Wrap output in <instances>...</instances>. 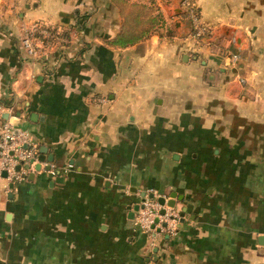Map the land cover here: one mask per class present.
<instances>
[{
  "label": "crops",
  "instance_id": "0c3cea01",
  "mask_svg": "<svg viewBox=\"0 0 264 264\" xmlns=\"http://www.w3.org/2000/svg\"><path fill=\"white\" fill-rule=\"evenodd\" d=\"M131 1L164 24L118 46L111 0H0L4 113L43 157L0 171V264H264V0H194L199 38L180 0ZM34 21L65 40L29 56ZM142 192L176 233L139 228Z\"/></svg>",
  "mask_w": 264,
  "mask_h": 264
},
{
  "label": "built area",
  "instance_id": "2783aa9c",
  "mask_svg": "<svg viewBox=\"0 0 264 264\" xmlns=\"http://www.w3.org/2000/svg\"><path fill=\"white\" fill-rule=\"evenodd\" d=\"M180 5L190 19L194 36H206L207 28L200 22L194 0H180ZM62 40H65L62 29L47 22L34 21L23 28L20 44L29 56L38 57L54 42ZM5 111L10 114L11 108L0 104V171L4 170L10 179H18L26 173L21 164L28 162L33 168L34 162L38 160V145L30 138L28 129L15 128L10 118L4 117ZM158 196L161 195L150 196L145 192L135 216V223L152 240L161 233H176L181 218L177 207L166 200L161 203Z\"/></svg>",
  "mask_w": 264,
  "mask_h": 264
},
{
  "label": "trees",
  "instance_id": "16d2710c",
  "mask_svg": "<svg viewBox=\"0 0 264 264\" xmlns=\"http://www.w3.org/2000/svg\"><path fill=\"white\" fill-rule=\"evenodd\" d=\"M120 13V25L112 42L118 46H126L137 42L164 24L160 13L156 12L153 3H144L131 0H111ZM198 13L197 7H195ZM186 16V11L182 12ZM0 104L12 105V98H0Z\"/></svg>",
  "mask_w": 264,
  "mask_h": 264
},
{
  "label": "water",
  "instance_id": "95a60500",
  "mask_svg": "<svg viewBox=\"0 0 264 264\" xmlns=\"http://www.w3.org/2000/svg\"><path fill=\"white\" fill-rule=\"evenodd\" d=\"M4 116L6 117L7 116V113H4ZM17 129H15V131H16ZM38 159L41 161V160H43V157L42 156H38ZM40 167V164H37L36 165V168H39ZM48 168V167H47ZM145 192H142V194H144ZM149 195L150 196H153L154 194L153 193H149ZM158 198V200L161 202V203H164V201H165V198L163 197V196H158L157 197ZM167 203L168 204H171L170 202H168L167 201ZM138 207H139V204H135V206L133 207V210H132V213H134V210H137L138 209ZM134 215V214H133ZM132 215V216H133ZM181 215H182V213H181Z\"/></svg>",
  "mask_w": 264,
  "mask_h": 264
}]
</instances>
